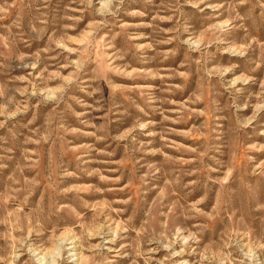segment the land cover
I'll return each mask as SVG.
<instances>
[{
	"label": "rangeland",
	"instance_id": "1",
	"mask_svg": "<svg viewBox=\"0 0 264 264\" xmlns=\"http://www.w3.org/2000/svg\"><path fill=\"white\" fill-rule=\"evenodd\" d=\"M0 264H264V0H0Z\"/></svg>",
	"mask_w": 264,
	"mask_h": 264
}]
</instances>
